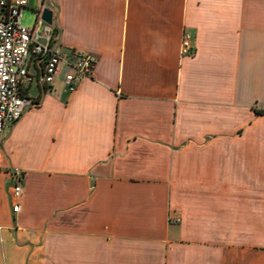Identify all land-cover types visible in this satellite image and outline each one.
<instances>
[{
    "label": "crops",
    "instance_id": "obj_1",
    "mask_svg": "<svg viewBox=\"0 0 264 264\" xmlns=\"http://www.w3.org/2000/svg\"><path fill=\"white\" fill-rule=\"evenodd\" d=\"M27 2L54 49L97 62L75 91L30 64L34 104L0 143V264H264V0Z\"/></svg>",
    "mask_w": 264,
    "mask_h": 264
},
{
    "label": "built area",
    "instance_id": "obj_2",
    "mask_svg": "<svg viewBox=\"0 0 264 264\" xmlns=\"http://www.w3.org/2000/svg\"><path fill=\"white\" fill-rule=\"evenodd\" d=\"M27 0H0V143L8 127L21 119L25 110L34 104L33 99L24 94V87L33 80L30 64L38 62L42 67L41 81L51 85L62 65L68 67L65 81L70 91H75L81 82L92 77L97 58L84 50L74 49L61 52L53 48L55 30L38 15L33 27L23 25V10ZM45 39V41H43ZM192 50L191 35L186 32L182 39L181 54ZM14 184L11 198L13 211L21 209L22 173L12 171ZM179 218H172L177 223Z\"/></svg>",
    "mask_w": 264,
    "mask_h": 264
},
{
    "label": "rangeland",
    "instance_id": "obj_3",
    "mask_svg": "<svg viewBox=\"0 0 264 264\" xmlns=\"http://www.w3.org/2000/svg\"><path fill=\"white\" fill-rule=\"evenodd\" d=\"M36 18L37 15L34 10L26 9L23 12L22 23L24 26L31 28L35 24Z\"/></svg>",
    "mask_w": 264,
    "mask_h": 264
},
{
    "label": "water",
    "instance_id": "obj_4",
    "mask_svg": "<svg viewBox=\"0 0 264 264\" xmlns=\"http://www.w3.org/2000/svg\"><path fill=\"white\" fill-rule=\"evenodd\" d=\"M40 18L49 25L53 24V12L50 8L45 7L41 11Z\"/></svg>",
    "mask_w": 264,
    "mask_h": 264
},
{
    "label": "trees",
    "instance_id": "obj_5",
    "mask_svg": "<svg viewBox=\"0 0 264 264\" xmlns=\"http://www.w3.org/2000/svg\"><path fill=\"white\" fill-rule=\"evenodd\" d=\"M262 112H264V111H262Z\"/></svg>",
    "mask_w": 264,
    "mask_h": 264
}]
</instances>
